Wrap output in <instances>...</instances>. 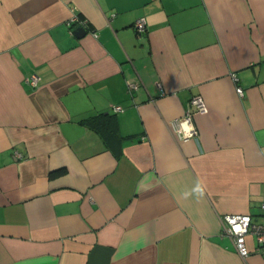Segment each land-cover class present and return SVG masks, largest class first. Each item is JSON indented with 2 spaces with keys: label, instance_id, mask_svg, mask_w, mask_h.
Returning <instances> with one entry per match:
<instances>
[{
  "label": "crops",
  "instance_id": "1",
  "mask_svg": "<svg viewBox=\"0 0 264 264\" xmlns=\"http://www.w3.org/2000/svg\"><path fill=\"white\" fill-rule=\"evenodd\" d=\"M262 202L264 0H0V264H264Z\"/></svg>",
  "mask_w": 264,
  "mask_h": 264
},
{
  "label": "built area",
  "instance_id": "2",
  "mask_svg": "<svg viewBox=\"0 0 264 264\" xmlns=\"http://www.w3.org/2000/svg\"><path fill=\"white\" fill-rule=\"evenodd\" d=\"M68 23L70 30H73L77 25H87V22L79 17L73 15L69 18ZM133 28L137 35H142L146 31V23L144 18L140 17L136 19L133 24ZM72 32V31H71ZM26 81L31 85H36V77H27ZM138 85L131 82L129 89H135ZM157 89L162 92L163 88L159 82L156 84ZM237 93L242 96L243 89L240 86H236ZM190 103L195 106L196 111H203L205 109V103L198 95H193L190 99ZM115 112L122 111L123 108L120 105L113 107ZM173 132L179 139H187L196 137V130L192 122V111L187 109L183 115L176 117L170 122ZM185 127V128H184ZM261 207L264 208V202L261 203ZM221 231L231 237L233 240L236 251L241 257H246L250 250L246 245V236L253 235L255 240L260 246H264V222H253L250 214L240 213H226L221 216Z\"/></svg>",
  "mask_w": 264,
  "mask_h": 264
},
{
  "label": "water",
  "instance_id": "3",
  "mask_svg": "<svg viewBox=\"0 0 264 264\" xmlns=\"http://www.w3.org/2000/svg\"><path fill=\"white\" fill-rule=\"evenodd\" d=\"M86 32H87V28L83 25H77L72 31V33L78 38L85 35Z\"/></svg>",
  "mask_w": 264,
  "mask_h": 264
},
{
  "label": "clouds",
  "instance_id": "4",
  "mask_svg": "<svg viewBox=\"0 0 264 264\" xmlns=\"http://www.w3.org/2000/svg\"><path fill=\"white\" fill-rule=\"evenodd\" d=\"M73 31V30H72Z\"/></svg>",
  "mask_w": 264,
  "mask_h": 264
}]
</instances>
